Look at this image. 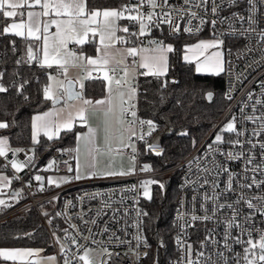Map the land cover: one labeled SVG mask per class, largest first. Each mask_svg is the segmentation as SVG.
Returning <instances> with one entry per match:
<instances>
[{"label": "snow or ice", "instance_id": "snow-or-ice-1", "mask_svg": "<svg viewBox=\"0 0 264 264\" xmlns=\"http://www.w3.org/2000/svg\"><path fill=\"white\" fill-rule=\"evenodd\" d=\"M211 2V12L214 16L219 15L221 5L216 3V0H184V5L189 7H175L173 8L169 4V0H139V4L136 6L123 5L121 9L115 8H104V9H93L87 10L85 0H0V15L5 19L11 18L12 22L3 27L2 33L0 34H12L16 37H21L25 39H32L35 41L43 40V60L34 51L31 44L27 47V62L31 64L35 61L40 67L51 68L53 64H56L64 75V81L58 80L56 77L49 75V81L56 82V88L54 89L52 84L45 85L43 88V96L45 100L52 101L53 105L60 103L61 99L68 104V101L78 100L82 101L81 107L76 108V117L79 118L81 123H88L87 113L89 112H102L104 116V146L97 147L96 144V133L97 130L88 126V132L85 134H77V147L73 151L76 152V167L73 169L71 166L68 167V172H75L74 176H62L59 178H48L49 185H55L60 187L61 184L70 183L72 180L90 179L94 177H109V176H127L134 172L135 161L138 149L135 140L143 141L147 147V150L154 152L157 156L162 155L163 150L158 148L155 144H149L146 137L151 136L157 129V124L151 119H140L137 116L136 109V96L137 89L131 82L132 75L134 74V68H130L125 64V56L135 57L139 53L149 51L148 49H137L135 47H129L126 49H118L115 47L117 42L128 43L125 37L117 36V32L128 33L129 29L127 27H119L117 21L120 19H128L129 21L136 22L139 26L138 33H131L133 36H144L149 30L150 25L153 23H167L173 32L180 30V25L175 23V17L173 12L176 13L177 17L183 19L185 13L191 18L188 23L191 24L192 19L199 21L200 25H203L206 21L197 12L192 11V7L199 8L202 5L207 6ZM229 5L238 3V0H227ZM249 6V11L247 16L233 14L235 20L247 21L249 27L245 29V32H255L256 28L254 25L258 23L255 18L256 9L258 4H264V0H246ZM147 4L153 11H148L147 13L141 11V7ZM39 6L42 11H33L31 9ZM168 7L169 11H163V14L154 11L157 8L164 9ZM27 8V22L24 21V12L20 11ZM127 13V15H126ZM135 13V14H132ZM54 15L55 17H66V19H49L41 21V17H49ZM21 17L19 22H16V17ZM213 26L216 25L217 21L212 20ZM43 24V27H41ZM55 26L56 31L54 33L49 32L51 26ZM199 31V27L195 29ZM184 32L191 33L193 31L192 27H185ZM89 33L93 37L99 36V46L96 48L97 55L95 57L86 56L83 53H76L68 47L70 43H75L77 45H83L87 42ZM261 40H264V28L259 31ZM15 42H13L14 44ZM153 47L151 49V55L147 57H142L139 67L146 68L148 71L142 73L143 75H153L157 78L165 75L167 71V56L165 53L172 52L173 48L171 45H164L160 41H152ZM224 41L216 36L210 41H200L199 43L187 47L186 52L198 50L196 55L197 59L203 56V60L196 63L197 72H210L212 74H219L224 71L222 54L219 51L208 53L209 49L219 48ZM15 51V47H13ZM184 59L191 62L192 57L185 55ZM21 61L17 60L16 63L19 64ZM135 64V62H134ZM86 65L93 66L97 70H103V79L107 82L106 91L107 96L105 99L97 100L93 102L92 100L85 99L81 92L74 91L75 84L79 83L80 88H84V84L81 79H77L75 82L68 77L69 67L84 69ZM118 70H123L124 75L116 78V73ZM112 75H109V73ZM4 73L0 72V79H3ZM92 78V70L87 72V75L83 79ZM66 81V83H65ZM28 81L25 80L16 89L17 93L20 94L24 85ZM175 83V81H173ZM113 84L116 85L113 88ZM166 86V85H164ZM8 88L0 83V93H5ZM118 97V103L114 102V98ZM209 100L212 99V93L207 94ZM231 99V97H228ZM251 99V95L249 96ZM28 99V97H25ZM256 104H262L261 100H256ZM69 108L75 107L73 105H68ZM65 109H60L56 113L57 116L60 115ZM244 109L241 108V113ZM253 112H255V107H253ZM52 112H45L42 115H37L32 117V144L36 145L40 143L38 136L43 133L48 140H52L54 137L58 136L61 130H72L74 117L71 111L68 113L67 119H57L50 120L48 117L52 116ZM130 117V118H129ZM245 121H256L259 120L258 129H253L251 136L247 139H240V137L245 136L246 129L241 131L237 128L236 117L227 122L224 127L220 130V133L215 135V139L211 144L208 145V151L213 155L212 168L209 169L207 166L200 168L201 172L208 173L209 175L215 173V175H220L221 173L227 174V180L225 182V187L223 193H216V188L219 187L218 184L213 182V193L212 197L205 196V201L212 202V208L209 210L203 204L201 207L204 209L205 215L196 216L192 215L191 219L195 221H210L216 220V222L224 224V234H223V245L222 249L217 250L212 255L205 256L203 251L196 252V259H192V245L185 244L184 242L177 240V244L183 249L185 256L182 257L183 264H229L230 259L235 260V264H264V228L258 227L255 223V217L259 215L264 217V194L262 195H247L243 190H251L255 187L258 190L264 192V178L257 179V175L264 177V141L259 143L260 148V161L256 162V154L254 149L257 147L253 143L251 137H260L264 135V114L257 117L255 115H245L243 117ZM145 126L147 131H144ZM9 124L6 122H0V129H6ZM139 129V134L137 133ZM232 133L235 134L236 139L225 140L222 133ZM180 135H188L187 132H181ZM118 139L121 148L117 149L116 152L119 155H123L124 148H130L131 154L129 156L130 160L133 162L132 166L127 170H112L111 162L105 164L104 169L97 166V157L100 155L108 154L113 152L112 140ZM81 142H83V151L81 150ZM228 143L231 145L232 150L227 152L223 151L219 146ZM248 144L250 147L245 150L244 145ZM7 138H0V157H5L9 151L12 152L13 157L16 156L21 149H9L7 147ZM216 145L217 147H213ZM193 146H195V141H193ZM239 148V151L235 149ZM34 153V149H30ZM219 153L221 156L225 157L226 161H238L243 160L244 168L241 173L242 179L238 178L236 173H233L227 164L217 163L215 160V154ZM82 157V159H81ZM32 156L28 157V160H32ZM67 163V162H66ZM11 167L16 171L20 172L26 165L20 163L16 159L10 161ZM56 161H50L48 168L45 171L50 170ZM191 164V162H190ZM197 165L199 166V160H197ZM141 171H151L149 165L145 164L141 168ZM251 172L252 176L248 177L247 173ZM36 181H42V177L37 175L34 177ZM250 182H247L249 181ZM12 181L6 176H0V187H7ZM204 183L207 184L208 180L205 179ZM153 184H159L160 188H164V184L157 180L148 179L140 182V187L143 189L142 195L151 200L152 195L150 192V186ZM235 185V186H234ZM135 187V186H134ZM240 190L235 201L220 203V196L227 193L237 192ZM43 191V185L40 188ZM21 196L20 191H15L12 193V198L16 199ZM95 198V196H93ZM71 204V202H69ZM243 204L249 210L247 213L242 212L240 205ZM0 205L7 207L4 200H0ZM229 209L230 216H226L223 219L218 217V213L222 209ZM211 211V215H209ZM47 216V213H43ZM147 216V212L141 213L137 211V216L140 215ZM56 215H63L62 213H57ZM178 219H183V214H178ZM51 224V220L48 221ZM91 223L95 224L96 221L92 220ZM140 221H137L136 227L139 228ZM264 223V221H261ZM182 227L190 226L187 221L181 225ZM70 227L75 228V225H70ZM233 230H236L237 234L233 235ZM65 231V238H68L67 229ZM91 231V230H90ZM105 232L108 231L107 228L104 229ZM254 233L256 234L254 236ZM31 235V234H29ZM55 237V233H53ZM247 239H244V237ZM85 240L88 237H83ZM72 243L76 245V240L74 237L71 238ZM111 237L109 240L111 241ZM117 241L120 240L119 237H115ZM135 239L138 242L141 240V236L138 234ZM209 237H205L207 241ZM95 242V241H94ZM123 243L124 241H120ZM57 243H60L59 238H57ZM212 243L217 244L218 241L213 240ZM240 245L243 248V255L240 253H235L234 257H229L227 253L234 252L233 245ZM147 246V245H146ZM161 246H163L161 244ZM206 243H201V248L206 247ZM83 248V254L74 253L73 255L83 264H94L93 259L90 257L92 249L87 248L83 245H77V249ZM102 252L108 253L111 256L110 251L107 248L101 249ZM131 251V249H130ZM61 254L66 255V249L61 244L60 248ZM38 254V250L33 249H7L0 248V259L5 261H21L22 264H40V261H33L28 259L34 255ZM145 255H147L145 253ZM213 256L216 259H213ZM203 258V259H201ZM55 257H47V261H55ZM139 260V257H137ZM64 264H72L71 259L65 258ZM107 264V262H104Z\"/></svg>", "mask_w": 264, "mask_h": 264}, {"label": "built area", "instance_id": "built-area-1", "mask_svg": "<svg viewBox=\"0 0 264 264\" xmlns=\"http://www.w3.org/2000/svg\"><path fill=\"white\" fill-rule=\"evenodd\" d=\"M216 3L221 5L219 15L217 16H214L211 12V2L207 6L202 5L199 8H191L192 11L197 12L205 19L206 22L203 25H200L196 19H192L191 24H189L188 21L191 18L186 13L183 19H180L173 12L175 23L180 25V30L177 32H173L167 23H153L150 25V30L148 31L150 33L149 36L146 34L144 36H133L131 33L139 32L138 24L126 18L123 19L129 29V32L124 33L123 37L129 43L143 47L147 46L149 43L147 41L150 38L158 39L163 34L168 36L183 34L192 37L202 34L213 38L219 36L223 41L225 40L222 44L224 71L221 74L222 94L226 105L217 121L203 139L182 159L164 169L139 171L138 152L135 170L130 175L91 178L78 181L72 180L70 183L61 184L60 187L46 184L44 177L46 174L68 172L69 162L72 157V152L68 147L64 145L53 147L48 161L39 163L38 165H36L35 153L30 151L29 146L10 147L9 149L18 148L21 151L15 157H13L11 151L5 157H0V166L4 171L11 174L12 180L18 186V191L21 192V196L17 198L18 200L15 204L0 214V221L22 213L27 209L35 210L47 232L51 254L56 258L55 264H64L66 256L71 259L72 264H83L82 261H79L73 255L74 253H83V248H80L78 252L77 245H83L87 248L100 251L103 248H107L110 251L111 256L101 251L99 259L94 264H104V262H107V264H146L147 255L145 253H148L149 244L143 232V215L137 216V211L143 213L141 208L143 189L140 187V182L153 179L154 176L159 174L175 171L177 173V194L172 212L174 229L171 244L173 253L166 258L164 264H183L182 257L185 256V253L177 244L178 239L185 244L192 245V259H196V252L198 251H203L205 256H209L217 250L222 249L224 224H218L216 220L193 222L191 217L192 215H205L204 209L201 207L202 204L209 210L212 208V202L210 200L206 202L205 196L212 197L214 195L213 182L219 185L216 188V193H223L227 174L221 173L217 176L213 173L209 175L208 173L201 172L199 169L205 166L209 169L212 168L213 155L209 153L208 145L212 143L213 134L223 122H229L233 117H236L237 128L241 131L247 130L245 136L240 137L242 140L249 138L253 129H258L259 127V120L245 121L243 117L245 115L259 117L264 114V103H255L256 100L264 102V40H261L259 35L260 29L264 28V4H258L256 9L255 18L258 21L254 25L256 31L245 32L244 30L249 27L247 21L235 20L233 14L248 15L249 6L246 0H238V3L233 5H229L227 0H216ZM126 4L136 6L139 4V0H123L121 8ZM169 4L173 8L180 6L189 7L188 5H184V0H169ZM140 10L145 13L153 11L147 4L143 5ZM169 10L166 6L163 10L157 8L154 11L162 15L163 11ZM212 20L217 21L215 26L211 23ZM185 27H192L193 31L191 33L184 32L183 29ZM197 27H199V31L195 30ZM10 46H13V43H10ZM22 63L23 65H29L27 56L22 59ZM93 75H96V73H93ZM33 79H37V76L35 75ZM12 83L13 81H10V84ZM133 85L136 86L138 91V76ZM43 86H45V83ZM250 95L251 99L249 98ZM229 96L231 99L228 98ZM135 104V110L139 117L137 96ZM253 107H255V112H253ZM241 108L244 109L243 113H241ZM139 131L137 129L138 134ZM144 131H147L146 126ZM222 135L226 141L236 139L235 134L232 133H222ZM148 138L149 136L146 137L147 140ZM251 138L253 143L257 145L254 152L256 154V162L259 163V143L264 141V135ZM133 139L137 147L139 144L144 143L143 141L135 140V138ZM213 147L217 146L213 145ZM219 147L225 152L232 150L231 145L228 143H224ZM249 147L250 145L248 144L244 145L245 150ZM235 150L239 151L240 149L237 148ZM125 152L130 156V149L126 148ZM29 156L33 157L31 161L28 160ZM12 159H16L26 166L20 172H16L10 164ZM53 160L56 161V164L50 170L45 171L48 168L49 162ZM197 160H199V166L197 165ZM215 160L217 163H226L230 170L237 174L238 178H243L241 176L244 168L242 159L238 161H226L225 157L217 152ZM37 175L43 176L42 182L34 179ZM247 175L251 177L252 173L249 172ZM261 178L264 177L257 175V179ZM205 179L208 180L207 184L204 183ZM247 182H250V179ZM41 185H43V191L40 190ZM243 191L249 196L264 194V192L255 187L251 190L244 189ZM239 192L240 190L237 189V192L221 195L220 203L235 201ZM41 207H46L47 209L45 210ZM239 207L242 212L247 213L249 211L243 204ZM45 212L47 216L43 214ZM57 213H62L63 215L58 216L56 215ZM178 214H183V219H178ZM208 214L211 215V211ZM226 216H230V210L227 208L222 209L218 213V217L221 219ZM49 220H51V224H49ZM92 220H95L96 223H91ZM137 221L141 222L139 228L136 227ZM185 221L190 226L182 227L181 225ZM261 221H264V217L257 215L255 217L256 225L264 228V223H261ZM70 225H75V228L70 227ZM105 228L108 229L107 232L104 231ZM65 229H67L68 238H65ZM53 233H55V237ZM138 234L141 236L139 246H137L138 242L135 239ZM236 234V230H233V235ZM72 237L75 238L76 245L72 243ZM83 237H88V239L85 240ZM110 237L112 238L111 241L109 240ZM115 237H119L120 240L117 241ZM205 237H209V239L205 241ZM57 238H59L60 243H57ZM244 239H247V237L245 236ZM213 240L219 243L214 244L212 243ZM120 241L124 242L121 243ZM202 242H205L207 246L201 248ZM61 244L66 249V255L60 252ZM233 249L234 252L227 253L229 257H234L235 253L243 255V248L240 245L234 244ZM137 257H139V260ZM213 259H216V257L213 256ZM229 264H235V260L230 259ZM241 264H243V261H241Z\"/></svg>", "mask_w": 264, "mask_h": 264}, {"label": "trees", "instance_id": "trees-1", "mask_svg": "<svg viewBox=\"0 0 264 264\" xmlns=\"http://www.w3.org/2000/svg\"><path fill=\"white\" fill-rule=\"evenodd\" d=\"M122 1L86 0V6H108ZM199 37L205 35L192 37L163 34L158 37L163 44L169 43L173 48L167 54L168 67L165 75L159 78L143 74L138 76V115L140 119H151L157 124L156 131L147 141L149 144L156 141L163 150L162 155L157 156L147 150L145 143L138 145L139 162L147 161L151 170L164 169L182 159L209 132L225 108L222 74H198L191 63L182 61L184 45ZM13 42V46H10ZM29 44L37 54V46L32 40L4 34L0 36V72L4 73L0 83L8 88L7 92L0 93V122L9 124L8 128L0 129V135H5L13 147L27 145L34 149L38 165L49 156L53 147L70 144L74 139L75 129L63 131L56 139L40 138V143H31L30 117L33 113L42 111L50 102L43 96L46 70L35 61L29 65L22 63V59L27 56ZM18 58L21 61L19 64L16 63ZM35 75L37 79H33ZM25 80L28 83L18 94L16 89ZM10 81L13 83L10 84ZM207 92L212 93L210 102L205 100ZM102 93L103 84L100 80L85 83L84 94L98 97ZM181 132H187L188 135H180ZM153 179H160L164 188L151 185L152 199L143 198L141 201L142 211L148 213L147 216L143 215V232L149 244L145 263L164 264L166 258L173 253L172 212L177 194V173L167 172L156 175ZM13 183L16 184L14 180ZM10 207H3L0 214ZM3 247H38L51 252L47 232L35 210L27 209L0 221V248ZM2 261L0 259V264Z\"/></svg>", "mask_w": 264, "mask_h": 264}, {"label": "crops", "instance_id": "crops-1", "mask_svg": "<svg viewBox=\"0 0 264 264\" xmlns=\"http://www.w3.org/2000/svg\"><path fill=\"white\" fill-rule=\"evenodd\" d=\"M85 3H86V0H85ZM104 8L121 9V2H117L115 5L100 6V7H97V6L96 7L95 6L88 7V6H86L87 10H93V9H101L102 10ZM31 10H33V11H42V9H40L39 6H36L35 8H33ZM20 11L24 12L23 19H24L25 22H27V11H28V9L25 8V9H22ZM15 19H16V22H19L21 17L18 16ZM49 19H66V17H55L54 15L49 16V17H41V21L42 22L44 20H49ZM122 21H123V23H122ZM11 22H12L11 18L5 19L2 15H0V33H2L3 27L6 26L7 24L11 23ZM117 25L119 27H127L125 21L122 20V19L117 21ZM41 27H43V24H41ZM55 31H56V28H55L54 25L49 28V32L50 33H54ZM123 34H124V32H117V36L123 37ZM4 35L14 36L12 34H4ZM18 38H21V37H18ZM29 40H32V39H29ZM202 40L203 41H210L212 39L207 38V36L196 38L191 43H188V44L184 45L183 51H182V54H181L182 61L191 63L195 72H196V63L198 61H200V60H203L204 57L200 56L197 59L196 53H197L198 50L194 49L193 51L186 52L185 49L187 47H190L192 45H195V44L199 43ZM32 41L37 46V55L39 56V58L41 60H43V40L41 39L40 41H35V40H32ZM147 42L151 43L150 40H148ZM164 45H171V44L165 43ZM98 46H99V36L97 35V36L93 37L91 33H89V36L87 38V42L84 43L83 45H77L75 43H70L68 45V47L70 49H72L73 51H75L76 53H78V54L83 53L84 55L91 56V57H95L97 55L96 48ZM115 47L118 48V49H126V48H129V47H135L137 49L143 48V49H148L149 50V51H145V52L139 53L135 57H133V56H125V61H124L125 64H127L130 68H134V74L132 75V78H131V82L132 83H134V81H135L137 76H139L140 74L145 73V72L148 71L146 68H141L138 65L141 62L142 57H147V56H150L152 54L151 53L152 47L151 48L147 47V46L143 47V46L135 45V44H132V43H129V42L128 43L117 42ZM211 52H216V51H214V48L213 49H209L208 53H211ZM167 54H168V52L165 53L166 56H167ZM185 55H188V56L192 57L191 62L186 61L184 59ZM134 62H135V64H134ZM167 67H168V62H167ZM43 68L46 70L45 85H48V84L51 83L54 89L57 86L55 81H49V79H48L49 75H51L53 77H56L58 80L64 81L65 78H64V75L62 73V69H60L56 64H53L51 68H48V67H43ZM82 70H83V72H82ZM89 70H92V78L83 79V77H85L87 75V72ZM93 73H96V75H93ZM196 73H198V74H207L204 71L196 72ZM109 75H112V73L110 72ZM123 75H124L123 70H118L117 73H116V78H119V77H121ZM212 75H214V74H212ZM68 77L70 79H72L74 82L77 79H81V82L84 84V88L81 89L79 83L75 84V88L82 93V95H83V97L85 99H89V100H92L93 102H95L97 100H102V99L106 98V96H107V91H106L107 82L103 79V70H97L93 66H89V65H86V67L84 69L69 67ZM94 79L100 80L102 82V84H103V93L100 96H98V97H91L89 95L84 94L85 83L89 82L91 80H94ZM115 87H116V85L113 84V88H115ZM48 101L51 102L50 100H48ZM114 102L118 103V97L114 98ZM68 105H73L75 107L69 108ZM81 106H83L82 105V101H78V100L68 101V104L66 105L65 101L62 99V101L60 103H58L56 105H51V103H50L42 111L33 113L31 115V117H30V141L32 143L31 137H32V117L33 116L42 115L45 112H52L53 115L48 117L47 119H50V120L67 119L68 118V113H69V111H71L72 116L74 117L72 129H75V134H74L73 141L70 144H66L64 146L68 147L71 150V152H72V157H71V160L69 162V166H71L73 169H75V167H76V158H75L76 157V152L73 151V150L76 149V147H77V140H76L77 134H81L82 135V134L87 133L89 125L92 128L97 130V133H96V144H97V147H103L104 146V123H103L104 116H103V113L99 112V111L87 113L88 123L86 125V124L81 123L79 118L76 117V108L81 107ZM60 109H65V110L62 113H60L59 116H57L56 113L59 112ZM63 131H67V130H61L59 135L54 137L53 139L58 138ZM0 138H7V137L5 135H0ZM40 138H44V139L48 140V138L46 136H44L42 132L38 136V140ZM7 140H8V138H7ZM7 147L8 148L13 147V146L10 145L9 141H8ZM119 148H121V144H120L118 139L114 138L112 140L113 152L110 155L105 154V155L98 156L97 157V162H98L97 166L99 168H101V169H104V167H102V166L105 165L107 163V161H109V159L112 156L115 155V156H118V157H121V158L124 157V155L117 154L116 150L119 149ZM30 149H32V148L30 147ZM81 150L83 151V142H81ZM48 157L44 161H42L41 163H44L45 161L47 162L48 161ZM127 157H128V159H130L129 156H127ZM81 159H82V157H81ZM113 168L115 170L123 169L121 167H119V168L113 167ZM51 175H53V174H51ZM54 175H57V176H60V177H62V176H74L75 172H71V173L67 172V173L54 174ZM0 176H6L12 181V183L10 185H8L7 187H0V200H4L6 205L11 206V205H13V204H15L17 202V201L11 200L12 199L11 198L12 197L11 196L12 193L16 191L15 183H13V180L8 175V172L4 171L1 168V166H0ZM94 178H101V177H94ZM44 179H45L46 184H48L47 179H46V175H45ZM81 180H84V179H81ZM3 207H5V206L0 205V210ZM3 248H7V247H3ZM23 248L33 249V250H38V251L41 250V248H38V247H34V248H32V247H23ZM17 249H21V248H17ZM51 257H53L52 254H51ZM28 259L33 260V261H40V264H49L46 261L40 260L39 258L35 259V258L31 257V258H28ZM1 264H4V263L1 262ZM51 264H55V261H52Z\"/></svg>", "mask_w": 264, "mask_h": 264}, {"label": "rangeland", "instance_id": "rangeland-1", "mask_svg": "<svg viewBox=\"0 0 264 264\" xmlns=\"http://www.w3.org/2000/svg\"><path fill=\"white\" fill-rule=\"evenodd\" d=\"M207 38H210V39H214L213 37H210V36H207ZM160 42H162V41H160ZM147 47H153V45H152V43H148L147 44ZM214 51H219L221 54H222V59H223V46L221 45L219 48H214ZM197 72V71H196ZM207 74H212V73H210V72H206ZM133 84V83H132ZM227 123V121H225V122H223L219 127H218V129H217V131L213 134V136H212V140H214L215 139V135L217 134V133H220V130L224 127V125ZM224 133H227V132H224ZM151 144H155L158 148H160V146H159V144L156 142V141H154V142H152ZM128 149H130V148H128ZM125 150H126V148H124L123 149V155H124V157H118V156H112L110 159H109V161L111 162V169L112 170H115L113 167H116V168H119V167H121V168H123V169H120V170H128L131 166H132V161L130 160V159H128V153H126L125 152ZM131 150V149H130ZM151 152V151H150ZM151 153H153V154H155L154 152H151ZM109 161H107V163L109 162ZM145 164H147V165H149L150 166V164L147 162V161H144V160H141L140 162H139V166H138V170L139 171H141V168L143 167V165H145ZM102 167H105V165H103ZM117 171H119V170H117ZM8 175L10 176V178L12 179V176H11V174L10 173H8ZM49 177H52V178H59L60 176H57V175H51V174H46V179H47V181H48V178ZM95 179H97V178H95ZM153 180H157V181H159L160 182V179H153ZM155 185H159V184H155ZM15 187H16V191H18V186L15 184ZM150 192H151V187H150ZM152 193V192H151ZM12 196V195H11ZM12 198V197H11ZM143 198L145 199V200H148L147 198H145L144 196H143ZM11 200H13V201H17L18 199L16 198V199H11ZM42 209H47L46 207H41ZM7 249H17V248H12V247H7ZM21 249H27V248H21ZM100 253H101V251L100 250H97V249H92V252L90 253V257L93 259V262H96L98 259H99V257H100ZM83 254V253H82ZM51 256V253L50 252H45L43 249H41V250H39L38 251V254L37 255H34V256H32V258H39L40 260H43V261H46L47 263H49V264H51V262H49V261H47V257H50ZM29 258H31V257H29ZM2 263H4V264H22V262L21 261H16V262H13V261H6L5 262V260H3L2 261Z\"/></svg>", "mask_w": 264, "mask_h": 264}, {"label": "water", "instance_id": "water-1", "mask_svg": "<svg viewBox=\"0 0 264 264\" xmlns=\"http://www.w3.org/2000/svg\"><path fill=\"white\" fill-rule=\"evenodd\" d=\"M149 34H150L149 32L146 33L147 36H149ZM149 40H150V42H152V41H159V39H157V38H150ZM65 83H66V81H65ZM74 91H76V92H80V91L77 90L76 88H74ZM208 93H209V92L205 93L204 96H205V100H206L207 102H210V100L207 98V94H208ZM61 101H62V99H61ZM61 101H60V102H61ZM50 103H51V105H53L52 101H51ZM41 177L43 178V176H41ZM42 181H43V179H42ZM42 181H40V182H42Z\"/></svg>", "mask_w": 264, "mask_h": 264}]
</instances>
